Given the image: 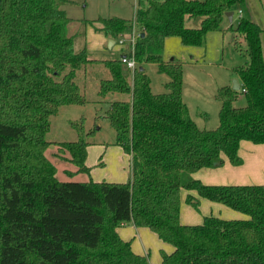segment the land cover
<instances>
[{
    "label": "trees",
    "instance_id": "16d2710c",
    "mask_svg": "<svg viewBox=\"0 0 264 264\" xmlns=\"http://www.w3.org/2000/svg\"><path fill=\"white\" fill-rule=\"evenodd\" d=\"M69 1L0 0V264H149L118 235L127 222L173 246L158 264H264V184H206L192 176L221 166L223 156L240 164L241 140L264 144L262 28L247 0H137L131 19L96 18V30L111 39L138 28L131 79L119 59L89 58L85 47L74 51L67 31L72 18L63 9ZM235 7L241 14L235 27L232 14L227 30L245 58L232 68L240 89L218 87V125L199 128L182 99V65L162 58L164 42L177 36L183 45L200 46ZM197 18L198 27L186 26ZM95 62L109 72L98 95H122L109 100L105 114L114 144L130 155L126 182L90 178L85 160L93 129L55 142L57 156L76 167L67 176L86 173L87 180L59 179L46 156L50 116L61 105L86 102L75 78ZM145 63L169 77L166 91L152 92L139 70ZM238 92L245 104L236 107ZM182 189L248 217L207 215L199 224H181ZM186 200L197 207L195 197Z\"/></svg>",
    "mask_w": 264,
    "mask_h": 264
},
{
    "label": "rangeland",
    "instance_id": "374dc122",
    "mask_svg": "<svg viewBox=\"0 0 264 264\" xmlns=\"http://www.w3.org/2000/svg\"><path fill=\"white\" fill-rule=\"evenodd\" d=\"M136 1L70 0L64 4L63 9H65L67 15L79 18V21L82 22L80 32L73 36L74 51H78L85 46L87 37V31H85L86 22H93L98 17L119 15L124 16L126 19H131L135 11ZM247 4L252 18L261 26H264V14L259 0H247ZM237 13V7H235L231 22L233 27H235L239 17ZM199 20L200 18L186 19L185 24L187 27H198ZM229 24V19H224L220 29L208 32L204 43L200 46L183 45L177 36H169L164 42L162 58L166 60L172 58L182 65L183 99L199 128L213 129L218 125L220 101L215 97L216 91L218 87L225 84L230 83L231 86L233 79L232 68L245 62V58L234 48L235 32L230 29L227 30ZM72 28L73 25L70 26V29ZM102 46L96 52H90L89 56L96 59L117 58L119 52L116 53L111 50L107 44H102ZM144 65L150 78L152 92L161 93L166 91L164 83L168 81L169 77L165 73L158 72L155 63H145ZM86 69L85 73L82 71L84 69H79L75 78L77 84L84 90L86 102L84 104L61 105L57 113L50 116V124L46 132V139L50 142L46 150V156L55 165L56 176L61 180L83 181L85 176L83 174L72 178L67 176V169L76 167L68 160L57 156V145L55 142L76 140L81 130L88 131L89 129L94 130V133L88 137L89 141L110 145L115 136L114 130L106 118L105 111L108 99H120L122 95L110 93L105 98L99 97L97 94L98 80L109 77V72L101 63L88 64ZM125 71L129 79H131L130 70L126 68ZM244 104V95L238 92L233 105L239 107ZM195 194L197 195L196 192ZM184 195L185 193H182V199ZM204 211V208L198 210L191 203H188V205L183 204L182 208V213L185 214V217L188 216L187 212H191L189 213L190 218L186 222L188 224L201 223V215L205 214Z\"/></svg>",
    "mask_w": 264,
    "mask_h": 264
},
{
    "label": "crops",
    "instance_id": "0c3cea01",
    "mask_svg": "<svg viewBox=\"0 0 264 264\" xmlns=\"http://www.w3.org/2000/svg\"><path fill=\"white\" fill-rule=\"evenodd\" d=\"M119 17L124 18V16L122 15H119ZM71 18L72 20L67 25V31H68V34L74 36L77 34V32L78 33L80 32V27H81L80 25L82 22L79 21V18L78 19L73 18V17ZM71 25H73L72 29H70ZM85 26H86L85 31H87V37H86V43L84 47L86 48L88 57L92 58L89 56V53L96 52L98 49H101V47H103L102 44L103 45L108 44V39L110 37L96 30V28L100 27L99 22L88 21L85 23ZM261 28H262V32L260 34V38H261V45H262L263 58H264V47H263L264 26H261ZM167 39L168 37L165 39V41ZM109 48L111 50H114L116 53L119 52L116 58V59H119V56L122 53V49H120L119 46L115 42L112 43ZM92 59H96V58H92ZM96 60L102 61V60H107V58H104V59L98 58ZM95 63H101V62H95ZM88 64H92V63H88ZM86 68L82 70L84 71V73L87 71ZM142 68L146 72L144 64ZM232 76H233V79L234 78L237 79L240 85L239 78L233 73H232ZM99 80H98V85H99ZM225 85L230 86V83L225 84ZM150 88H151V85H150ZM182 89H183V86H182ZM97 94H98V89H97ZM182 99H183V90H182ZM109 100H113V99L110 98L107 100V102H109ZM219 107H220V104H219ZM188 112H189V115L191 116L189 108H188ZM192 117L193 116H191V118ZM192 119L196 122L194 118ZM238 155L241 158V163L238 165H232L227 160V158L223 156L224 162L221 166L201 168L193 172L192 176L201 180L203 183H206V184H264V144L263 143H252L251 141H248V140H241L239 144ZM85 164L86 166L90 168L89 176L94 181L106 180V181H112V182H126L130 179V176H131L130 155L124 152L120 145L114 144V139L111 141L110 145H105L103 143H98L95 141H89V144L86 147ZM68 170L74 171L75 168L73 169L68 168L67 171ZM77 175L79 174H76L74 176H77ZM83 175L85 176V180H87L88 175L86 173H84ZM182 193H185L183 199L181 196ZM188 194L197 199L196 208H198V210H200L201 208H204L205 214L201 215L202 220L204 216L214 215V214H217L214 216H218V217L225 218V219H244L248 217L242 212L231 209L221 203L210 201L203 197L197 196L194 190L182 189L180 191V211H179V222L181 224H188L186 222H188L190 218L189 213L191 212H187L188 216L186 217H185V214L182 213L183 204L188 205V203H190L186 200V196ZM191 205H193V203H191ZM214 212H217V213H214ZM116 231L118 235L124 241H128L130 243V248L134 253L147 257L149 264H158L162 259L163 253L169 254L174 249L171 244L161 240L150 229L146 227H137L133 225L132 222L121 224L120 226L116 228Z\"/></svg>",
    "mask_w": 264,
    "mask_h": 264
},
{
    "label": "built area",
    "instance_id": "2783aa9c",
    "mask_svg": "<svg viewBox=\"0 0 264 264\" xmlns=\"http://www.w3.org/2000/svg\"><path fill=\"white\" fill-rule=\"evenodd\" d=\"M238 13L241 14V11L238 10ZM139 36V31L132 26L131 30L128 32L119 33L118 37L114 42L122 49V53L119 56V60L127 69L133 72L136 67L135 59V42Z\"/></svg>",
    "mask_w": 264,
    "mask_h": 264
},
{
    "label": "water",
    "instance_id": "95a60500",
    "mask_svg": "<svg viewBox=\"0 0 264 264\" xmlns=\"http://www.w3.org/2000/svg\"><path fill=\"white\" fill-rule=\"evenodd\" d=\"M259 2H260V5H261V8H262L263 14H264V0H259ZM232 14H233L232 11L226 12V14H225L226 16H228L229 21L232 20ZM142 35H143V33H141V36H142ZM112 43H114V39L109 38V39H108V44H107L108 47H110ZM171 60H172V58H171ZM142 69H143L142 66H140V67H139V70H142ZM239 87H240V85H239L237 79L234 78V79L232 80L231 88L234 89V90H238Z\"/></svg>",
    "mask_w": 264,
    "mask_h": 264
}]
</instances>
